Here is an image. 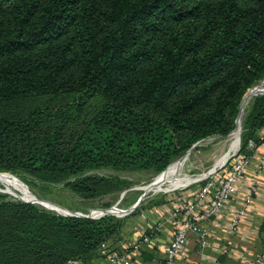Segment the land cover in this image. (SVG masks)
Listing matches in <instances>:
<instances>
[{
  "label": "trees",
  "instance_id": "trees-1",
  "mask_svg": "<svg viewBox=\"0 0 264 264\" xmlns=\"http://www.w3.org/2000/svg\"><path fill=\"white\" fill-rule=\"evenodd\" d=\"M263 76L264 0H0V172L77 176L79 193L103 180L78 178L92 169L162 172L233 130ZM253 100L264 128V95ZM114 219L0 193V264H91L102 242L130 248L113 241ZM143 244L135 262L155 264Z\"/></svg>",
  "mask_w": 264,
  "mask_h": 264
},
{
  "label": "rangeland",
  "instance_id": "rangeland-1",
  "mask_svg": "<svg viewBox=\"0 0 264 264\" xmlns=\"http://www.w3.org/2000/svg\"><path fill=\"white\" fill-rule=\"evenodd\" d=\"M260 79L247 88L242 97L243 101L246 98L248 100H246L244 116L241 120L239 132L237 133V148H240L241 151L245 150L248 141H253L257 144L255 138L264 129L255 126L254 113L251 111L254 102L253 99L259 96L261 91H264V76ZM254 85H256L255 88H251ZM100 100L99 97H96L92 99V103L96 104ZM236 125L237 121L235 120V127L227 134L213 133L201 138L200 140H207L193 149L189 154H186L185 151L180 156L173 158L167 168L162 172L113 167L92 169L78 176V178L101 177L103 180L96 183L90 180L91 185L95 184L94 189L79 193L73 190L71 185L77 176H71L64 180L50 181L25 172L7 173L8 171H4L0 172V174L9 177L16 184H9L0 180V189L6 192L0 193L6 195V199L11 201L26 202L19 197L30 199L34 203H26H31L40 210L53 212L57 215L61 214L56 211L63 212L64 209L81 212L83 214H88L96 208H109L113 205L125 209L134 204L144 193L143 199L132 212L121 217L111 214H106L102 217H115L114 220L109 221L116 228L112 236L114 242L119 244L130 243L131 245L134 241H141L137 240L141 234H145L146 237H149V240H152L156 232L155 230L151 231L153 224L150 218H155L156 210L158 208L160 209V205H170L171 208L172 201L178 196L179 192H184L188 189L193 190L207 180L213 179L215 181L216 179H220L222 176L221 172L229 168L235 155L229 158L220 169V166L216 167V163L229 151L232 144L231 138L233 137ZM182 157H186L185 162L182 164L183 167L181 166L179 171L173 172L170 175L171 179H179V182L166 183L165 186L163 185L160 188L144 189L168 172ZM212 169H216L217 171L210 176H206L207 171H211ZM203 176H206L205 179L198 180V178ZM48 207L52 208L48 209ZM136 235L137 238L135 237ZM101 258L102 256L95 250L90 261L92 263L96 260L99 261Z\"/></svg>",
  "mask_w": 264,
  "mask_h": 264
},
{
  "label": "built area",
  "instance_id": "built-area-1",
  "mask_svg": "<svg viewBox=\"0 0 264 264\" xmlns=\"http://www.w3.org/2000/svg\"><path fill=\"white\" fill-rule=\"evenodd\" d=\"M259 147L263 149L261 153ZM234 155L229 168L221 172L220 179L207 180L193 190L179 192L173 199L167 218L172 224L173 236L167 244L156 245V250L159 252L153 255V263L159 264L163 260L166 264H181L187 247L194 239L198 241L200 247H208L212 231L211 220L226 209L240 191L241 184L246 181L247 188L243 201L237 208L231 209L224 231L225 236L228 237L236 233L240 218L245 214L250 200L258 190V175L262 172L264 163V129L259 133V144L248 141L245 150L241 151L239 148ZM137 240L141 241H134L130 248L125 247L121 251L110 250L108 243L102 242L98 250L103 254V260L101 259L99 264H142L135 262L134 257L141 243L148 242L149 237L141 234ZM226 251V248L218 250L219 254H225ZM66 264L82 263L77 259H70ZM211 264H220V262L216 260ZM248 264H264V254L256 253Z\"/></svg>",
  "mask_w": 264,
  "mask_h": 264
},
{
  "label": "crops",
  "instance_id": "crops-1",
  "mask_svg": "<svg viewBox=\"0 0 264 264\" xmlns=\"http://www.w3.org/2000/svg\"><path fill=\"white\" fill-rule=\"evenodd\" d=\"M262 150L259 147V153ZM250 170L251 168H249ZM258 181V190L250 200L245 214L240 218L236 233L228 237L225 236L224 231L231 209L237 208L243 201L244 192L247 188L246 181L241 184L240 191L226 209L211 220L212 231L208 247L202 248L196 239L192 240L187 247L181 264H211L216 260L220 264H248L256 253L264 254V163L262 172L258 175ZM159 207L160 209L156 210L155 218H150L153 224L151 231L155 230V237L152 242H147V246L144 247L145 251H153L156 254L159 252L156 250V245L167 244L174 232L172 224L167 220L171 210L170 205H160ZM135 237L137 238V235ZM127 245L129 246L130 243L122 244V246ZM141 245L144 244L141 243ZM220 248H226V253L219 254L218 250ZM138 257L141 258V255ZM150 257L145 259H150ZM101 259L103 260V258ZM101 259L91 264H99Z\"/></svg>",
  "mask_w": 264,
  "mask_h": 264
},
{
  "label": "bare ground",
  "instance_id": "bare-ground-1",
  "mask_svg": "<svg viewBox=\"0 0 264 264\" xmlns=\"http://www.w3.org/2000/svg\"><path fill=\"white\" fill-rule=\"evenodd\" d=\"M246 100H248V98H246L242 105H241V108H240V112H239V115H238V118L236 119L237 121V125H236V128H235V131H234V134H233V137L231 138L232 139V144H231V147L229 149V151L227 153H225L216 163V167L217 166H220L222 167L226 161L231 157L233 156L239 148H237L238 146V137H237V133L239 132V127H240V124H241V120L244 116V110H245V107H246ZM186 160V157H182L179 159V161L177 163H175L170 169L168 172H166L164 175H162L161 177H159L155 182H153L152 184H150L149 186L145 187L144 189H155V188H160L162 187L163 185L165 186L166 183H177L179 182V179H171L170 178V175L173 173V172H177L180 170L182 164L185 162ZM215 166V165H214ZM183 167V166H182ZM218 169V168H217ZM216 171V169H212L211 171ZM208 176V175H206ZM206 176H203L201 178H198V180L201 181V179L203 180V178L205 179ZM186 178H189L188 176H185ZM200 177V176H199ZM180 179H183L182 177H179ZM0 180L6 182V183H9V184H16L13 180H11L9 177L5 176V175H2L0 174Z\"/></svg>",
  "mask_w": 264,
  "mask_h": 264
},
{
  "label": "water",
  "instance_id": "water-1",
  "mask_svg": "<svg viewBox=\"0 0 264 264\" xmlns=\"http://www.w3.org/2000/svg\"><path fill=\"white\" fill-rule=\"evenodd\" d=\"M256 85L252 86L251 88H255ZM262 94H264V91L260 92V95H262ZM242 102H243V98H242V100L240 102L239 111H240ZM238 115H239V112L237 114V117H238ZM205 140H207V139H205ZM205 140L204 139L198 140L185 153L189 154L193 149H195L197 146L201 145ZM214 172H215V170L214 171H207V175L209 176L210 174H212ZM0 192L6 193L5 190H3V189H0ZM143 196H144V193L138 198V200L134 204H132L131 206H129L128 208H125V209H121V208H118L116 205H113V206H111L109 208H96V209H93L88 214H83L81 212L71 211V210H68V209H64L63 212H59V211H56V212L61 214V215H64V216H78V217H89V218H100V217H102V216H104L106 214H111V215H115V216L121 217V216H125L126 214L132 212L139 205L140 201L143 199ZM19 198L22 199L23 201L34 203L30 199L22 198V197H19ZM49 208L51 209L52 207H48V209ZM96 211H99V212H96Z\"/></svg>",
  "mask_w": 264,
  "mask_h": 264
}]
</instances>
